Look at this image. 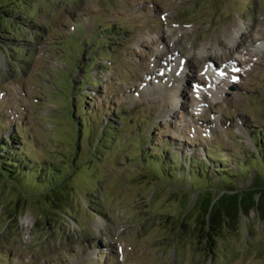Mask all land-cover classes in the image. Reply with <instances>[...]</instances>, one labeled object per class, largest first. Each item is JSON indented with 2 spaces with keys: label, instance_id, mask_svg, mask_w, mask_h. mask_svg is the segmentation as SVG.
Listing matches in <instances>:
<instances>
[{
  "label": "rangeland",
  "instance_id": "obj_1",
  "mask_svg": "<svg viewBox=\"0 0 264 264\" xmlns=\"http://www.w3.org/2000/svg\"><path fill=\"white\" fill-rule=\"evenodd\" d=\"M25 1L0 34V155L29 171L0 180V264H264L254 211L213 254L177 228L199 191L264 183V46L229 83L201 68L231 58L227 29L264 40V0Z\"/></svg>",
  "mask_w": 264,
  "mask_h": 264
},
{
  "label": "trees",
  "instance_id": "obj_2",
  "mask_svg": "<svg viewBox=\"0 0 264 264\" xmlns=\"http://www.w3.org/2000/svg\"><path fill=\"white\" fill-rule=\"evenodd\" d=\"M10 1L0 0V34L5 31L16 33L15 29L18 26V22L11 14H13L12 12H18L21 13L20 16H23L24 9H27L23 6V3L27 4L25 0ZM106 140H108L106 143L109 144V139ZM5 146L6 144L3 142L0 143V149ZM263 148L264 140L259 144V153H255V158H259L264 163ZM9 152L10 150L8 149L6 151L8 157L0 155V180H16L19 175L29 172H24L21 167H18L16 164L19 163L12 160ZM22 165L24 166V164ZM47 175L51 179L58 181L59 184L58 186L50 187L52 192L42 195L41 204L43 202H51L58 206L60 200L68 197V192L65 189L68 183L64 182L68 176L61 178L53 172H49ZM207 189L203 193L199 191L198 197L193 200L190 207L187 206L185 208L177 223V228L180 231H187V235L191 236L193 234L196 237L195 242L198 243L200 248H203L202 250L211 251L213 254V245L217 243L218 238L225 230H230V227L238 222L241 214L248 215L254 211L261 217L264 224V183L257 181L246 190L225 187L216 195H212ZM190 209H193L194 212L190 213ZM43 214L41 212V216ZM172 220L174 219L172 218ZM176 233H179V231H176Z\"/></svg>",
  "mask_w": 264,
  "mask_h": 264
},
{
  "label": "bare ground",
  "instance_id": "obj_3",
  "mask_svg": "<svg viewBox=\"0 0 264 264\" xmlns=\"http://www.w3.org/2000/svg\"><path fill=\"white\" fill-rule=\"evenodd\" d=\"M235 33H238V31H235ZM226 34H227L228 37H230V38H233V36H234L233 31L230 30V29H227ZM178 93H179L178 89H174V90L169 91V92L167 93V95H166L167 98H168V100H169V102H170V104L172 105V107H173L174 104L176 103V100H177V97H176V96L178 95ZM175 105H177V104H175Z\"/></svg>",
  "mask_w": 264,
  "mask_h": 264
}]
</instances>
